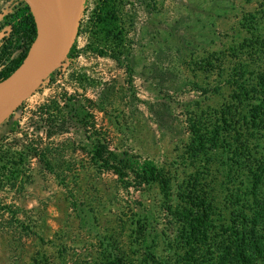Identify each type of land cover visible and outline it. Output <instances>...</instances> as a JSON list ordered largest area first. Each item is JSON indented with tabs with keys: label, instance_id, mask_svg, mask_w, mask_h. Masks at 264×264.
Masks as SVG:
<instances>
[{
	"label": "rangeland",
	"instance_id": "1",
	"mask_svg": "<svg viewBox=\"0 0 264 264\" xmlns=\"http://www.w3.org/2000/svg\"><path fill=\"white\" fill-rule=\"evenodd\" d=\"M61 2L66 58L0 124V264H221L264 198V0H108L100 24L99 0ZM22 4L0 0L2 67ZM96 141L158 178L97 170Z\"/></svg>",
	"mask_w": 264,
	"mask_h": 264
},
{
	"label": "trees",
	"instance_id": "2",
	"mask_svg": "<svg viewBox=\"0 0 264 264\" xmlns=\"http://www.w3.org/2000/svg\"><path fill=\"white\" fill-rule=\"evenodd\" d=\"M99 2L97 18L100 24L104 22L106 15H108L106 10L108 0H99ZM3 20V24L9 28L8 38L10 42L14 41L18 45L13 47L11 52L8 53L7 60L9 65L5 67L0 65V83L8 80L24 63L37 32L34 16L25 4L5 16ZM114 21H116V18ZM113 37L117 43L112 50L111 57L120 65L123 49L121 44H119V29L117 32V27L116 34ZM98 50H101L100 47H98ZM13 51L17 52L15 57H12ZM224 148L227 151L231 150L229 145H225ZM0 160H5V164H7L10 158L4 157L2 159L1 157ZM91 160L97 170L111 171L121 182L130 176L135 183L148 184L159 176L158 168L152 161L148 159L139 161L125 152L110 151L97 141L92 146ZM235 160L234 163L238 166L239 161L236 162ZM247 170L256 185L264 181L263 172H253L248 168ZM8 174L7 171L5 176H8ZM257 191L258 189L255 192ZM261 195H264V193ZM248 213L247 215L241 214L239 216L238 224H233L236 225L235 227L225 228L227 232L226 238H229V245L228 247L223 245L224 251L218 253L219 263L222 264L228 259L232 264H255L258 260L264 259V198L253 202V206L248 210ZM185 220L187 221V219ZM190 239L188 237L187 241L190 242Z\"/></svg>",
	"mask_w": 264,
	"mask_h": 264
},
{
	"label": "water",
	"instance_id": "3",
	"mask_svg": "<svg viewBox=\"0 0 264 264\" xmlns=\"http://www.w3.org/2000/svg\"><path fill=\"white\" fill-rule=\"evenodd\" d=\"M22 1L28 6L30 12L34 16L37 31L38 26H40L51 40L52 51L40 67L32 72L19 86L13 88L0 99V124L3 123L28 96L34 93L55 68L63 62L70 48V37L67 28L64 22L51 10V6H45L43 0ZM18 70L19 68L12 75Z\"/></svg>",
	"mask_w": 264,
	"mask_h": 264
},
{
	"label": "bare ground",
	"instance_id": "4",
	"mask_svg": "<svg viewBox=\"0 0 264 264\" xmlns=\"http://www.w3.org/2000/svg\"><path fill=\"white\" fill-rule=\"evenodd\" d=\"M45 6H51V10L54 14L64 22L68 33L71 31V28L65 20V12L61 0H43ZM64 16V17H63ZM35 49L33 50L31 57L27 59L23 66L19 68L12 79L6 80L4 84L0 85V99L9 93L13 88L19 86L32 72H34L38 67L41 66L43 61L49 57L52 51V43L48 38L46 32L38 26L37 37L35 39ZM34 41V42H35ZM29 53V52H28ZM27 58V57H26ZM3 83V82H2Z\"/></svg>",
	"mask_w": 264,
	"mask_h": 264
}]
</instances>
